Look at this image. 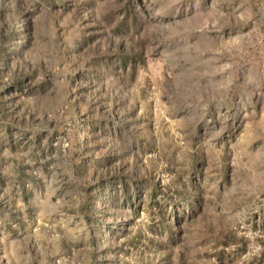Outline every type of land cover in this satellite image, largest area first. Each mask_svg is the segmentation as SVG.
Returning <instances> with one entry per match:
<instances>
[{
    "label": "rangeland",
    "instance_id": "1",
    "mask_svg": "<svg viewBox=\"0 0 264 264\" xmlns=\"http://www.w3.org/2000/svg\"><path fill=\"white\" fill-rule=\"evenodd\" d=\"M0 264H264V0H0Z\"/></svg>",
    "mask_w": 264,
    "mask_h": 264
},
{
    "label": "trees",
    "instance_id": "2",
    "mask_svg": "<svg viewBox=\"0 0 264 264\" xmlns=\"http://www.w3.org/2000/svg\"><path fill=\"white\" fill-rule=\"evenodd\" d=\"M126 58L123 57L122 63L126 65ZM103 120L111 121V118L105 117H98L93 118L90 123H92V126L87 121H84L82 119L76 120L77 123L74 124L75 128V145L78 150V153L80 156H84L85 154H89V158L92 160H97V168L96 172L99 174L98 181H95V185L98 190V196H95L93 194L88 195L89 201L87 202V205L92 206L96 200H102L101 202L106 201V195L108 198L113 199V195L110 192V189L114 186V182L116 180L120 181L123 190L125 192V196H127V186L124 179L120 180V177L117 173L110 174L109 172H106L105 174L103 171L100 170V168L104 167V163H109V156L106 155L104 152V143L102 138V131H99V128L103 124ZM78 124V125H77ZM101 161V162H99ZM119 178V179H118ZM128 197V196H127ZM129 200V198L127 199ZM109 201V200H108ZM12 219H16L15 214L12 215Z\"/></svg>",
    "mask_w": 264,
    "mask_h": 264
}]
</instances>
